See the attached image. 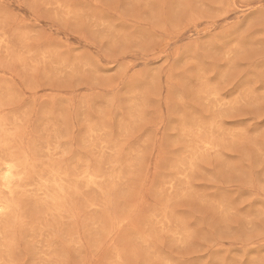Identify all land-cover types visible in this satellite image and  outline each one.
Returning a JSON list of instances; mask_svg holds the SVG:
<instances>
[{
    "label": "rangeland",
    "instance_id": "1",
    "mask_svg": "<svg viewBox=\"0 0 264 264\" xmlns=\"http://www.w3.org/2000/svg\"><path fill=\"white\" fill-rule=\"evenodd\" d=\"M0 264H264V0H0Z\"/></svg>",
    "mask_w": 264,
    "mask_h": 264
}]
</instances>
